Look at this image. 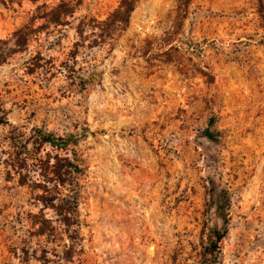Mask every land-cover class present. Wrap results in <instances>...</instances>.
Segmentation results:
<instances>
[{"label": "rangeland", "instance_id": "1", "mask_svg": "<svg viewBox=\"0 0 264 264\" xmlns=\"http://www.w3.org/2000/svg\"><path fill=\"white\" fill-rule=\"evenodd\" d=\"M124 1L0 0V264H264V0ZM36 129L79 134L76 233L32 225Z\"/></svg>", "mask_w": 264, "mask_h": 264}, {"label": "trees", "instance_id": "2", "mask_svg": "<svg viewBox=\"0 0 264 264\" xmlns=\"http://www.w3.org/2000/svg\"><path fill=\"white\" fill-rule=\"evenodd\" d=\"M133 11V3L125 0L112 14V21L127 23ZM212 122L213 120H210V123ZM206 136L213 138L209 132H206ZM79 141L77 133L60 136L47 130L36 129L27 140L32 144V148L24 152L22 159L18 157L20 160L12 164L14 168L26 171L21 178V185L33 188L35 199L42 205L39 214L33 216L32 221L33 226L39 224L35 230L38 235L49 237L71 230L76 233L81 228L80 206L83 200L81 169L66 156L70 149L79 145ZM22 148L27 149V145ZM47 148L53 152H42ZM36 176L39 178L34 180ZM46 211H51L54 216L49 217ZM211 234L214 239L206 248L207 253L217 257L226 231L212 229Z\"/></svg>", "mask_w": 264, "mask_h": 264}]
</instances>
